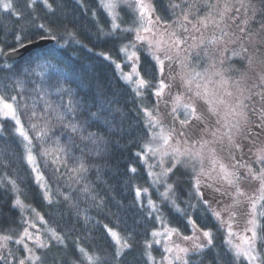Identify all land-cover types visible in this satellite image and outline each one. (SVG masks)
I'll return each mask as SVG.
<instances>
[{
  "label": "snow or ice",
  "instance_id": "snow-or-ice-1",
  "mask_svg": "<svg viewBox=\"0 0 264 264\" xmlns=\"http://www.w3.org/2000/svg\"><path fill=\"white\" fill-rule=\"evenodd\" d=\"M93 2L0 0V139H9L10 121L35 196L63 203L89 232L72 238L75 227H49L0 154V190L7 194L0 202V264H264V0ZM81 32L97 47L115 49L119 59L107 51L96 56L113 68L142 116L144 134L124 172L130 206L142 217L111 213L113 226L96 222L111 252L93 242V218L80 204L83 198L105 207L87 182L90 169L100 172L89 160L121 147L125 114L103 84L82 96L77 70L59 59L70 42L83 43ZM49 42L56 47H42ZM38 156L52 165L55 196ZM145 220L158 227L140 231ZM213 225L224 233L219 252Z\"/></svg>",
  "mask_w": 264,
  "mask_h": 264
},
{
  "label": "trees",
  "instance_id": "trees-1",
  "mask_svg": "<svg viewBox=\"0 0 264 264\" xmlns=\"http://www.w3.org/2000/svg\"><path fill=\"white\" fill-rule=\"evenodd\" d=\"M86 4H90L92 7H95L93 0H86ZM0 15H2V10H0ZM5 23H7V17H3ZM78 23H82L86 27H91L87 19H83L77 13ZM103 22V18L101 19ZM82 44L69 43L67 47L61 49L62 55L59 59L63 62L66 70L75 68L77 70V75L75 78L83 81V87L81 89V95L87 93L91 96L92 90L95 89L97 84H103L105 86V91L111 97L114 96L119 101V107L123 110L125 114L124 119V128L125 134L120 138L121 147L114 149L110 155L104 159H90L89 163L95 164L100 168L98 173L95 169H90L87 174V182L91 183L95 192L99 197L103 198L105 201L104 208H95L91 206V202H82L80 207H88V215L93 219L89 222V230L91 236L95 237V241L103 243L104 246L111 252V245L106 237L102 235V228L96 224L97 221H101L109 226H113L109 218V214L117 213L119 216L130 218L135 216L137 219L142 217L141 214H137L134 209L130 206L133 200V193L131 189L125 183V168L127 163L133 159L132 153L137 150V141L143 136V129L140 123L142 116L138 118L135 115V104L133 103L132 97L129 94L128 90L123 86V84L116 78V75L113 71V68L108 65L107 62L103 61L102 58L96 56V52L107 51L110 52L114 58L119 59L116 55L115 49L111 45H100L96 46L87 36L86 33L81 32L79 36ZM83 45H87L84 47ZM56 47L55 43L49 44L44 48ZM91 48L93 51H89ZM27 58V55L24 57ZM10 62V61H9ZM11 63V62H10ZM16 63L23 64L24 60H16ZM71 75V73H70ZM75 88V85H73ZM14 94V93H13ZM55 99V97H52ZM42 103L37 101L38 111L39 104ZM150 103V102H149ZM11 127V122L8 121L5 123V135L9 137L7 141L0 139V154H6L9 161L11 162V168L5 169L9 175H13V170L20 175L24 180V184L21 186L25 190V200L26 203L31 204L37 211L41 212L45 219L48 221V226L54 228L56 231H61L64 229L67 231L70 226L75 227L78 231L73 233V237L76 236H87L89 232L85 230V225L78 221L75 215L67 208L66 205L61 203V205H49L46 201L37 198L35 193L37 188L31 179L30 169L25 161L20 159L21 149L17 146L15 138L12 137V133L8 131ZM77 156L79 152L75 153ZM39 166L44 175L49 177V183L52 184L53 195L55 196V189L57 183L53 180V171L50 161H47L44 158L38 156ZM71 164L72 162L69 161ZM138 169L140 168L137 164ZM141 173L143 169H140ZM99 177V178H98ZM143 183L144 186H147V181L142 180L138 181ZM59 187L61 191H67L68 182L61 179L59 182ZM77 186L73 185L75 189ZM7 194H4L0 190V202L6 198ZM117 202H120L122 207H117ZM18 215V214H14ZM169 221L174 223L175 226L180 227L181 231L188 235L189 230L179 221L176 217L169 215ZM129 223L131 220L129 219ZM264 223V221H263ZM94 225V227H93ZM158 227L149 220H145L143 226L140 228V231H143L145 228ZM213 228H216L213 225ZM141 237L137 236V240H140ZM66 242L67 239H66ZM216 242V251L219 252L222 250L223 238L219 237L215 240ZM83 243V240L81 241ZM86 246V245H85ZM67 254L69 257L74 258L75 253L72 248V244L68 242ZM132 258L131 256L129 257ZM211 255L208 256V260H211ZM199 258H197V261Z\"/></svg>",
  "mask_w": 264,
  "mask_h": 264
},
{
  "label": "rangeland",
  "instance_id": "rangeland-1",
  "mask_svg": "<svg viewBox=\"0 0 264 264\" xmlns=\"http://www.w3.org/2000/svg\"><path fill=\"white\" fill-rule=\"evenodd\" d=\"M145 187H149V185L147 184V186H145ZM152 198L153 199H157L155 193H153ZM145 203H146V201H145ZM262 223H263V221H262ZM242 226H243V220L242 219H238L237 224L234 225V228H235L236 231H241L242 230ZM213 230L216 233V239L219 238V237L223 238V236H224L223 231H217L216 228H213ZM11 247H15V246H11ZM154 254L158 255V253H156L155 250H154Z\"/></svg>",
  "mask_w": 264,
  "mask_h": 264
},
{
  "label": "water",
  "instance_id": "water-1",
  "mask_svg": "<svg viewBox=\"0 0 264 264\" xmlns=\"http://www.w3.org/2000/svg\"><path fill=\"white\" fill-rule=\"evenodd\" d=\"M52 43H54V42H49V43L43 45L42 47H45V46H47V45H49V44H52ZM26 55H28V54H27V53H22V56H23V57H25ZM20 59H22L20 55L16 56V58H15V60H20ZM10 62H11V61H10Z\"/></svg>",
  "mask_w": 264,
  "mask_h": 264
}]
</instances>
